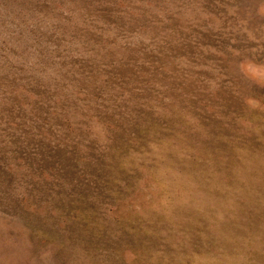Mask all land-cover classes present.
I'll list each match as a JSON object with an SVG mask.
<instances>
[{"label": "rangeland", "instance_id": "obj_1", "mask_svg": "<svg viewBox=\"0 0 264 264\" xmlns=\"http://www.w3.org/2000/svg\"><path fill=\"white\" fill-rule=\"evenodd\" d=\"M0 264H264V0H0Z\"/></svg>", "mask_w": 264, "mask_h": 264}]
</instances>
